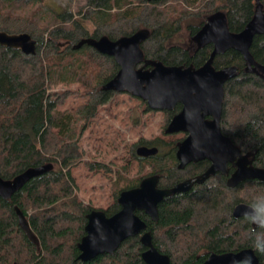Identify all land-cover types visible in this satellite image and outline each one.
Listing matches in <instances>:
<instances>
[{
    "label": "trees",
    "instance_id": "1",
    "mask_svg": "<svg viewBox=\"0 0 264 264\" xmlns=\"http://www.w3.org/2000/svg\"><path fill=\"white\" fill-rule=\"evenodd\" d=\"M55 1L62 10L47 0H0V30L28 32L38 41L35 55L0 45V175L11 179L32 166L54 165L10 199L0 195V264H147L140 235L124 240L113 254L88 261L79 258L87 215L100 209L80 200L72 175V167L81 160L79 141L87 122L79 124L75 114L59 109L67 93H54L52 87L81 82L87 87L88 100L78 113L83 120L91 119L115 93L102 86L120 66L88 44L74 48L81 39L106 35L117 40L146 29L149 36L141 44L145 54L141 66L151 68L147 61L160 60L198 68L211 56L213 44L197 46L193 52L180 45L168 46L173 34L188 24L195 36L218 12L226 16L230 31L240 32L258 5L264 12V0H86L77 17L71 10L73 0ZM250 52L264 65V34L254 37ZM213 64L217 69L239 67L238 75L225 84L221 127L243 152L254 153V165L264 168V75L249 67L235 49L218 54ZM181 107L178 104L166 112L167 124ZM180 141L142 139L140 145L159 148L149 157L133 151L142 166H150L149 171L132 178L117 171L114 202L102 210L108 216L118 212L120 193L139 186L150 175L159 176V187L171 188L203 172L206 164L178 167ZM259 196H264L263 181L246 179L232 186L217 173L187 192L165 197L159 203L157 221L143 211L137 213L147 222L155 246L170 256L172 264H205L212 252L252 248L254 227L244 217L235 218L233 210ZM16 206L26 215L33 236L20 224ZM256 255L264 264V254Z\"/></svg>",
    "mask_w": 264,
    "mask_h": 264
},
{
    "label": "water",
    "instance_id": "2",
    "mask_svg": "<svg viewBox=\"0 0 264 264\" xmlns=\"http://www.w3.org/2000/svg\"><path fill=\"white\" fill-rule=\"evenodd\" d=\"M258 8L255 16L240 32L230 31L224 13L218 12L210 16L193 36L198 47L213 44L211 56L198 68L192 65H166L160 60L147 61L146 64H150L151 68L140 66L145 58L141 44L149 36L146 29L117 40L106 35L99 38L85 37L74 45V48H80L88 44L98 52L112 56L118 63L120 68L117 74L102 86L104 90L131 93L145 100L153 110H173L176 105H182L181 111L165 129L167 134L187 133L178 143L176 151L179 168L183 169L189 163L202 159L211 161V166L205 173L178 182L171 188L159 187V176L156 174L144 178L139 186L120 193L118 202L121 209L111 216L102 209L92 210L87 215L86 234L78 245L79 258L82 261L91 260L104 253L113 254L124 240L140 235L141 242L146 247L142 256L147 264H172L170 256L155 246L152 233L147 230V222L137 211H143L157 221L158 206L165 197L187 192L195 183L203 182L219 171L227 174L229 163L236 166L230 176L229 185L235 186L246 179L264 182V168L253 164L254 153H243L240 146L224 134L221 128L225 84L238 75L239 67L230 65L217 69L213 64L218 54L235 49L243 54L249 67H254L264 75V65L257 63L250 52L254 37L264 34V12L260 5ZM37 42L28 32L9 33L0 30V45L21 49L27 55L37 53ZM208 116L213 118L208 119ZM158 152L157 146L141 145L136 150L141 157L153 156ZM53 168L54 165L48 163L29 167L11 179L0 175V195L10 199L32 178ZM247 204H237L233 216L243 217ZM15 209L20 224L33 236L26 215L18 206ZM248 257H251V264H260L252 248L234 252H212L205 264H238L245 262Z\"/></svg>",
    "mask_w": 264,
    "mask_h": 264
},
{
    "label": "rangeland",
    "instance_id": "3",
    "mask_svg": "<svg viewBox=\"0 0 264 264\" xmlns=\"http://www.w3.org/2000/svg\"><path fill=\"white\" fill-rule=\"evenodd\" d=\"M47 1L57 10L63 9L57 1ZM85 4L86 0L71 2L74 17L79 16L80 11L85 9ZM199 21L197 24H200ZM93 30L92 27L91 32ZM167 45H180L193 52L197 42L188 24H184L173 34ZM86 90L87 87L81 82L62 83L52 87L54 93H67L58 108L75 114L79 124L87 122L79 141L81 160L72 167L79 198L95 208L106 209L114 202L112 191L117 180V171H122L131 178L149 171L150 166H142L133 154V151L141 146L142 139L163 138L168 141H180L187 134L165 133L167 113L151 108L148 110L145 100L128 92H115L109 102L98 106L96 116L83 120L78 112L88 100Z\"/></svg>",
    "mask_w": 264,
    "mask_h": 264
},
{
    "label": "clouds",
    "instance_id": "4",
    "mask_svg": "<svg viewBox=\"0 0 264 264\" xmlns=\"http://www.w3.org/2000/svg\"><path fill=\"white\" fill-rule=\"evenodd\" d=\"M245 220L254 226L252 234V251L264 254V196L253 199L245 206L243 213ZM245 264H251V257H248Z\"/></svg>",
    "mask_w": 264,
    "mask_h": 264
},
{
    "label": "flooded vegetation",
    "instance_id": "5",
    "mask_svg": "<svg viewBox=\"0 0 264 264\" xmlns=\"http://www.w3.org/2000/svg\"><path fill=\"white\" fill-rule=\"evenodd\" d=\"M181 105V104H180ZM177 106V105H176ZM182 106V105H181ZM181 109H182V107H181ZM181 109H180V111H181ZM167 111H172V110H167ZM167 111H165V112H167ZM180 111H178L177 113H179ZM176 113V114H177ZM175 114V115H176ZM174 115V116H175ZM208 119H212L213 118V116H208L207 117ZM172 120V119H171ZM170 120V121H171ZM170 123V122H169ZM168 123V124H169ZM167 124V125H168ZM222 128V127H221ZM223 132V131H222ZM186 133V132H185ZM187 134V133H186ZM187 136V135H186ZM184 139V138H183ZM243 151V150H242ZM243 153H246V152H243ZM206 161H208L209 163H207ZM192 163V162H191ZM191 163H189V164H191ZM193 163H201L202 165H204L205 166V164L207 165L206 166V168H205V170H203V172H201L200 174H198V175H196L195 177H197V176H200V175H202L203 173H205L208 169H209V167L211 166V161L210 160H208V159H202V160H199V161H194ZM231 167H234V170L232 171L231 170ZM235 169H236V166L233 164V163H229V165H228V173L227 174H223L222 172H217V173H220L221 175H223V176H225L226 177V181H227V183H228V185H229V179H230V176H231V174L235 171ZM216 173V174H217ZM215 174H212V175H210L206 180H204L203 182H198V183H195V184H201V183H205L209 178H211V176H214ZM192 178H194V177H192ZM190 179V178H189ZM244 217V216H243Z\"/></svg>",
    "mask_w": 264,
    "mask_h": 264
}]
</instances>
